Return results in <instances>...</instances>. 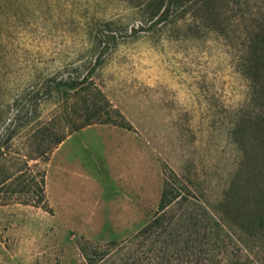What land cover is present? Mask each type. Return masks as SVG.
<instances>
[{
  "label": "rangeland",
  "instance_id": "374dc122",
  "mask_svg": "<svg viewBox=\"0 0 264 264\" xmlns=\"http://www.w3.org/2000/svg\"><path fill=\"white\" fill-rule=\"evenodd\" d=\"M114 7L0 0L5 115L41 78L85 72L100 55L91 79L131 124L93 123L54 149L45 163L51 209L0 205V264H84L81 242L122 243L154 215L166 184L178 198L168 209L172 223L162 248L142 246L138 264L155 255L160 264H264V221L247 212L236 223L238 204L221 207L223 198L264 196V130L252 128L261 107L248 97L236 50L216 33L120 29L94 38L106 30L98 18Z\"/></svg>",
  "mask_w": 264,
  "mask_h": 264
},
{
  "label": "trees",
  "instance_id": "16d2710c",
  "mask_svg": "<svg viewBox=\"0 0 264 264\" xmlns=\"http://www.w3.org/2000/svg\"><path fill=\"white\" fill-rule=\"evenodd\" d=\"M110 1L116 4L113 10L117 13L110 10V14L98 18L106 30L101 35L92 33L94 38L102 40L103 35H114L113 31L120 29H124L125 36L154 30L169 31L183 38L211 33L222 36L236 50L234 65L245 82L248 97L261 107L252 123L253 132L260 134L264 130V0ZM105 51L107 48L102 47V52ZM100 57L97 55L85 72H57L41 78L39 88H32L26 98L17 96L12 106L7 107L11 116L5 115L0 106V205L19 203L51 209L46 194L45 163L54 149L73 132L93 123L131 128L91 79L101 64ZM46 103L52 104L47 113ZM248 174L255 178L257 172L249 170ZM166 185L151 219L121 244L81 242L84 264H138L142 246L153 242L152 246L162 248L164 241H159L160 235L165 236L172 223L168 209L178 199L177 194L168 197ZM250 199L251 207L239 206H246ZM235 204L238 207L233 212ZM221 207L233 212L230 220L236 223L242 222V213L247 212L264 221V196L223 198ZM158 259L155 255L150 263L160 264Z\"/></svg>",
  "mask_w": 264,
  "mask_h": 264
},
{
  "label": "crops",
  "instance_id": "0c3cea01",
  "mask_svg": "<svg viewBox=\"0 0 264 264\" xmlns=\"http://www.w3.org/2000/svg\"><path fill=\"white\" fill-rule=\"evenodd\" d=\"M70 136V135H69Z\"/></svg>",
  "mask_w": 264,
  "mask_h": 264
}]
</instances>
